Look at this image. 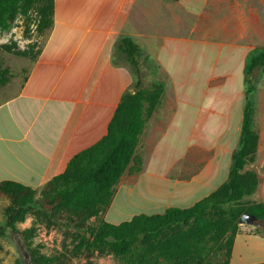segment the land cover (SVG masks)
<instances>
[{
	"label": "crops",
	"instance_id": "1",
	"mask_svg": "<svg viewBox=\"0 0 264 264\" xmlns=\"http://www.w3.org/2000/svg\"><path fill=\"white\" fill-rule=\"evenodd\" d=\"M188 1L54 0L51 28L38 35L39 47L22 61L26 64L24 78L7 75V86L14 89L0 101V182L14 181L38 189L63 173L72 157L104 137L121 97L132 93L134 85L132 70L113 63L115 44L130 38L139 46L144 60L150 62L148 57L153 54L157 67L165 69L161 54L170 51L176 42L174 36L168 37L161 45L164 50L157 39L164 37L163 23L168 20L173 24L180 14L177 10L167 15L166 8L174 11L184 3H196ZM19 22L15 21L10 32L0 35V46L23 33L21 26H15ZM82 30L88 39L76 58L78 48L72 46ZM171 31L175 32L173 25ZM7 62L0 69L11 71L16 57ZM102 78L108 81L104 91L100 88ZM178 98L179 95L177 104ZM170 107L155 109L147 119L135 155L141 150H148V154L137 172L127 169L121 176L120 180H132H119L104 221L108 222L107 215L121 193L129 195L140 189L154 197L166 190L199 201L226 180L231 151L221 141L222 135L215 140L206 132L204 135L207 116L189 114L184 135L187 144L178 149L180 111ZM183 150L189 151L190 163L199 164V170H192L187 179L176 180L169 174ZM221 173L224 177H216ZM260 188L259 180L251 201H264L259 200L264 196ZM114 221L108 223H121Z\"/></svg>",
	"mask_w": 264,
	"mask_h": 264
},
{
	"label": "trees",
	"instance_id": "2",
	"mask_svg": "<svg viewBox=\"0 0 264 264\" xmlns=\"http://www.w3.org/2000/svg\"><path fill=\"white\" fill-rule=\"evenodd\" d=\"M53 1L0 0V35L10 32L15 21H25L32 9L36 12L35 30L42 35L53 23ZM16 54L24 58L33 55L26 50H15ZM115 54L131 67L133 92L121 97L106 135L72 157L63 173L38 189L14 181L0 182V195L8 201L2 211L0 238L15 235L30 264L59 263H49L34 245L32 237L38 227H57L65 238L78 241L77 249L85 245L90 251L111 254L125 264H210L207 260L214 255L221 256V264H229L240 217L249 214L264 223V201L249 200L259 178L245 169L258 147L251 100L255 93L254 72L264 68V52L250 53L244 65L239 136L226 180L188 208L170 207L161 214H139L129 221L111 224L103 216L114 188L123 173L130 170L133 159V171L139 170L135 150L161 97L159 85L142 87L139 46L132 39H120ZM114 56L113 63L117 64ZM8 73V69H0V85L7 83ZM26 220H30V226L19 229L17 226ZM259 223L253 235L264 237Z\"/></svg>",
	"mask_w": 264,
	"mask_h": 264
},
{
	"label": "rangeland",
	"instance_id": "3",
	"mask_svg": "<svg viewBox=\"0 0 264 264\" xmlns=\"http://www.w3.org/2000/svg\"><path fill=\"white\" fill-rule=\"evenodd\" d=\"M177 10L180 13L178 20L173 24L166 20L161 28L164 37L157 39L160 46L166 43L168 37L174 36L176 42L172 49H169L170 51L161 54V64L165 69L157 67L153 54L148 57L150 62L144 60L142 54L138 56L142 87L151 89L152 86L159 85L161 97L156 109H171L170 106H173V109L180 111L178 149L181 150L187 144L184 140L188 126L186 117L189 114L205 115L208 124L202 133L204 135L205 132L208 133L214 140L221 134V141L231 151V162V156L237 147L244 104V65L250 53L264 52V0H196L194 5L184 3L180 9L174 11L166 8V14H176ZM172 25L174 33L171 31ZM15 26H21L23 33L16 37V40L10 39L5 45L0 46V68L5 66L3 64L7 60L15 61L16 57V65L9 71L10 77L22 79L25 76L26 64H22L25 58L15 55V49L16 53L22 50L33 53L39 47L38 34L35 30V9L28 12L25 21ZM84 34V30L79 31L77 40L72 46L74 49L78 48L76 58L80 57L79 53L87 42L88 38H85ZM91 34V32L86 33V36ZM177 43H179L178 47ZM114 55L117 64L126 65L131 69L124 59L121 60L116 54ZM254 78L255 93L251 100L252 127L258 135V147L245 169L254 171L260 177V189L264 193V68L255 71ZM107 82L102 78L100 83L102 91L108 87ZM113 86L111 85V89ZM12 89L14 87L7 86V83L0 85V101L1 98L10 95ZM177 95L180 98L179 104L176 103ZM147 152L148 150H141L135 155L139 169ZM182 152L184 154L169 174L176 180L187 179L192 170H199V164L194 166L190 163L189 151ZM202 153L205 151L203 150ZM135 166L133 159L129 171L135 172L133 171ZM160 170H163L162 167ZM221 176L224 177V173L216 177ZM129 180H132V177H122L120 181ZM117 187L118 184L114 188V193ZM175 194L165 190L152 197L140 189L129 195L121 193L107 215V221L126 222L139 214L154 215L170 207L188 208L197 202L196 198H181ZM262 198L264 196L259 197V200ZM249 200L251 201V198ZM7 205V199L0 195V221L3 219L2 211ZM92 222L94 223V219L91 220ZM29 226L30 220H26L17 227L24 229ZM259 226L264 228V223H259ZM253 232V226L246 224L239 226L229 264L264 262V237L255 236ZM32 241L49 263L58 261V264H125L111 254L90 251L85 245L77 249L78 241L73 237L65 238V233L57 227H38ZM207 261L210 264H221L222 258L220 255H214ZM0 264H30L22 242L17 240L15 235L7 234L6 237L0 238Z\"/></svg>",
	"mask_w": 264,
	"mask_h": 264
},
{
	"label": "water",
	"instance_id": "4",
	"mask_svg": "<svg viewBox=\"0 0 264 264\" xmlns=\"http://www.w3.org/2000/svg\"><path fill=\"white\" fill-rule=\"evenodd\" d=\"M259 223V221L253 217L252 215L249 214H243L240 219H239V224H246V225H250V226H257Z\"/></svg>",
	"mask_w": 264,
	"mask_h": 264
}]
</instances>
